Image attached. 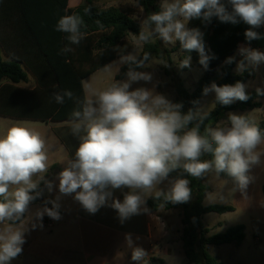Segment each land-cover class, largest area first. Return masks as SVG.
Instances as JSON below:
<instances>
[{"label": "clouds", "instance_id": "1", "mask_svg": "<svg viewBox=\"0 0 264 264\" xmlns=\"http://www.w3.org/2000/svg\"><path fill=\"white\" fill-rule=\"evenodd\" d=\"M213 18L221 23L247 25L244 36L249 43L264 40V33L258 31L264 28V0H161L160 11L141 21L148 30L139 32L138 41L149 43L158 38L173 45L179 41L183 50L198 53L200 65L207 70L215 56L206 48L204 33L188 24L193 19L208 24ZM82 28L86 24L79 14L60 17L55 26L56 31L67 34L70 45H79L85 38ZM70 51L73 49L69 46L60 49L61 54ZM238 52L242 59L237 62V72L256 70L264 64V51L240 46ZM147 59V54L143 58L132 53L121 56V63L128 65L126 78L114 80L83 101L71 90L53 93L57 104L67 98L77 105L71 114V133L78 137L79 145L56 177L59 194L72 195L90 214L111 207L121 224L148 212L146 197L153 194L173 204L187 203L192 194L190 181L183 175L173 177V172L197 179L209 173L223 174L232 181L234 191L244 192L254 180L252 168L264 155L258 151L264 144V130L247 115L229 113L226 121L216 127L205 126L202 132L206 112H182V103L157 92L155 84L133 88L140 81H153V74L142 70ZM234 59L229 57L226 63ZM190 60L186 56L178 66L189 67ZM110 67L105 65L104 70ZM247 87L241 81L220 86L213 82L203 92L214 93L215 103L227 106L237 100L247 101ZM256 92L264 95L260 88ZM205 155L212 158L202 159ZM48 160L45 139L35 129L14 124L0 136V223L18 225L14 231H0V264H11L22 253L26 214L40 221L45 215L61 219L60 195L34 213L30 211V204L41 195L36 191L40 181L49 192L53 190V182L44 179ZM165 183L166 187H161ZM122 189H127L123 199L114 198V190ZM125 239L132 248V261L146 264L145 250L133 247L131 234Z\"/></svg>", "mask_w": 264, "mask_h": 264}, {"label": "trees", "instance_id": "2", "mask_svg": "<svg viewBox=\"0 0 264 264\" xmlns=\"http://www.w3.org/2000/svg\"><path fill=\"white\" fill-rule=\"evenodd\" d=\"M142 7L145 18L153 12L160 11L161 0H134ZM67 0H0V12L12 11L24 15L26 19L23 25L33 36L37 50L44 60V67L36 64L30 67L31 72L38 78L39 85L34 89L20 88L16 85L27 82V74L22 69L18 60L4 61L1 56L0 47V114L12 118L35 120V121H72V112L77 107L74 100L65 98L63 104H57L53 99V93L71 90L75 98L83 101L85 99L82 88V80L91 75L107 63L113 61L118 55L125 51H132L133 46L128 49L123 48L125 39L129 35L138 38L142 31L141 25L134 18L131 12L123 8L109 7L99 8L93 4V0H86V4L75 10H67ZM89 9V11H85ZM79 14L85 21V38L79 45H70L66 39L67 34L55 30L57 19L65 15ZM97 21L100 23L98 24ZM147 26V25H146ZM188 27L199 28L204 33L206 48L215 58L209 61L207 70L199 63L197 52H187L176 42L175 49L182 52L180 61L186 56L191 57L193 64L204 72L202 78L190 92L182 84L179 88V98L175 102L182 103V111L187 113L189 109L195 111L202 95L203 89L210 86L211 79L218 69L221 70V77L217 85L235 84L237 81L246 83L252 77V71L246 70L240 74L233 72L234 64L226 63L238 45L244 43L259 49L264 47V40H254L250 43L246 41L244 32L247 25L242 22L236 25L221 23L217 18H213L211 23L205 24L199 19L189 21ZM258 31L264 33V28ZM142 43V51L137 56L143 58L147 54V64L151 59H163L167 57L170 61V51L165 50L159 40ZM69 46L73 51L60 53V49ZM128 65L124 64L117 80L123 79L127 72ZM7 81V84H3ZM247 101H236L230 105H220L215 103L212 111L207 113L201 125V131L205 126L216 127L221 120H225L229 113L237 111L252 110L260 108L259 101L263 95H258L256 90L248 93ZM215 102V95H214ZM193 123H196L195 121ZM258 126L264 130V117ZM210 155H205L202 159H211ZM61 171L59 165H54L48 169L44 179L51 181ZM173 177L183 175L190 181L192 190L191 198L187 203L173 204L167 202L163 197L149 198L146 201L148 211L156 212L160 209H181L182 210V231L181 240L184 254L190 264H221L208 252L209 245L241 244L245 238V226L236 225L229 227L224 233L206 236L209 229L205 228L202 217L208 213L225 214L235 211L233 206L208 205L203 204L204 197L210 191V187L204 182V177L193 178L180 171L173 172ZM225 179H230L223 174ZM262 194L264 197V182ZM44 181H41L36 191L45 189ZM46 200L37 197L33 203L45 205ZM50 207V205H47ZM153 264H163V260H153Z\"/></svg>", "mask_w": 264, "mask_h": 264}, {"label": "crops", "instance_id": "3", "mask_svg": "<svg viewBox=\"0 0 264 264\" xmlns=\"http://www.w3.org/2000/svg\"><path fill=\"white\" fill-rule=\"evenodd\" d=\"M131 1L142 10L140 18H145L142 7L134 0ZM85 4L86 0H67L66 11L75 10ZM25 20L24 15L18 12L15 13L9 10L0 12V47L4 61L18 60L22 69L25 67L30 73L29 75L26 73L27 82H21L16 86L32 90L39 85V80L31 72L30 67L36 64L43 68L45 64L41 53L37 50L33 36L23 25ZM158 40L165 50L170 51V61H166L168 62L167 65H170L174 71L190 72L196 67L191 60L188 68L179 67V58L182 52L179 49L174 50L176 43L174 45L165 44L162 40ZM133 44L132 51H125L106 64L111 66L109 71L104 70V65L82 80L85 99L91 98L95 92L104 90L110 83L117 80L116 76L124 65L120 61L121 56L128 53L138 56L141 53L143 44L136 41ZM240 46L248 47L250 45L244 43L238 45L235 53L231 56L235 58L233 64L234 61L240 60L236 55ZM259 50L264 51V47L259 48ZM162 60L151 59L142 69L153 74L151 83L140 81L133 84L132 87L144 86L151 88L155 84L156 91L162 93V71L167 74ZM235 69L234 64L233 72L240 74ZM251 71L252 77L247 82L251 80L255 82L256 89L264 90V64ZM180 74L178 76L179 84L185 87L187 85L185 83L186 79L181 77ZM203 75L204 72L202 71ZM220 77L221 70L218 69L211 79L210 85L213 82L217 83ZM7 83V81L3 82L4 85ZM259 101L262 106L252 109L261 111L259 119L255 120L256 123L264 117V95ZM14 124H23L33 128L45 139L49 156V168L59 165L62 171L66 166L67 159L74 157L79 139L71 133V121L42 122L12 118L0 114V136ZM259 147H264V144ZM253 168L256 171V176L264 173V155L261 156V163ZM57 175L51 179L54 184L52 192H49L45 187L41 194L42 199L49 201L60 195L57 187ZM254 180L256 181V179ZM161 187H166V183ZM126 191L127 189L114 190L113 196L122 200L123 193ZM153 196L155 195L146 197V201ZM59 204L61 214L59 220H53L45 215L40 221L34 216L30 219V214L29 216L26 214L24 223L27 231L25 232V243L22 246L23 254L28 256L25 264H137L131 259L132 248L127 244L126 234H131L133 247H141L145 250L144 261H146V264H153V260H163V264H190L184 254L181 240L182 228L176 226V223H180L181 219L175 225H171V219L177 217V213H181V211L175 212L177 209L142 212L121 224L117 212L108 206L101 207L95 214H90L82 208L79 202L74 200L72 195H60ZM49 205L51 207L50 203ZM42 207L41 203H33L30 204V211L34 213L37 208ZM2 224H5V222ZM33 224L36 227H33ZM9 225L11 226V224Z\"/></svg>", "mask_w": 264, "mask_h": 264}, {"label": "rangeland", "instance_id": "4", "mask_svg": "<svg viewBox=\"0 0 264 264\" xmlns=\"http://www.w3.org/2000/svg\"><path fill=\"white\" fill-rule=\"evenodd\" d=\"M93 4L99 8H109L110 6L120 7L128 12H131L134 18L140 22L141 28L144 31L148 30V26L141 23L144 19L140 18L142 10L134 4L131 0H93ZM141 43L138 38L129 35L125 39L123 48L126 50L129 46H134L133 42ZM176 56V55H175ZM167 57L164 56L162 63L166 61ZM237 62L234 64L237 69ZM188 68V67H187ZM186 68V69H187ZM24 71L29 75V71L23 67ZM235 71L237 72V70ZM165 71H162V93L169 99L175 102L179 98V74L181 71H174L169 65L165 66ZM239 73V72H237ZM181 77L186 79L185 87L192 92L196 82L202 77V71L195 67L190 72H184L180 74ZM248 85L247 92L254 91L256 84L253 81L246 83ZM236 102V101H234ZM233 102V103H234ZM215 107L214 93L209 92L207 95L203 94L201 101L195 110L200 109L206 113L212 111ZM183 112V111H182ZM258 110H246L244 112H234L240 115H247L253 120H258L260 117ZM225 120L221 121L224 122ZM258 151L264 152V147H259ZM254 168L251 170V175L254 177L252 183L244 191H234V185L230 179H225L220 176H216L214 173H209L204 177V182L210 187V191L207 193L203 204L208 205H224L233 206L235 211L225 214L208 213L203 215L202 222L205 228L209 229V233L206 236H212L215 234L224 233L229 227L236 225L245 226V238L241 244L231 243L224 245H209L208 252L221 264H264V197L262 194V185L264 182V173L256 176ZM177 213L174 219H171V225H175L176 222L182 220V210H175ZM5 221V224L0 223V231L6 228L15 230L18 225L11 224ZM177 227H183L182 223H176ZM28 256L22 253L11 261V264H25Z\"/></svg>", "mask_w": 264, "mask_h": 264}, {"label": "built area", "instance_id": "5", "mask_svg": "<svg viewBox=\"0 0 264 264\" xmlns=\"http://www.w3.org/2000/svg\"><path fill=\"white\" fill-rule=\"evenodd\" d=\"M248 47H252V46H248ZM253 48V47H252ZM236 55H237V57L239 58V59H242V57L239 55V52L237 51L236 52Z\"/></svg>", "mask_w": 264, "mask_h": 264}]
</instances>
